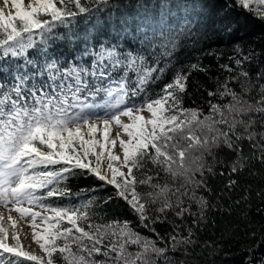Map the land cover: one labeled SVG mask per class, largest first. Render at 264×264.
Segmentation results:
<instances>
[{
    "label": "snow or ice",
    "instance_id": "1",
    "mask_svg": "<svg viewBox=\"0 0 264 264\" xmlns=\"http://www.w3.org/2000/svg\"><path fill=\"white\" fill-rule=\"evenodd\" d=\"M253 3L264 4V0H227L216 9L215 15L222 13L219 31L233 33L236 28L228 20L230 12L238 8L251 15ZM114 6V0H29L26 4L0 0V61H6L0 64L5 76L0 80V207L7 209L10 226H5L0 212V264H45L44 258L22 245L21 222H30L31 240L47 257L46 264H56L57 253L63 264H159L160 260L171 264L169 251H186L187 246L195 245L191 227L186 229L187 235H181V225H176L167 244L158 247L156 240L142 237L127 220L94 224L88 211L94 196L72 207L44 201L71 196L65 185L70 177H91L99 182L97 187H111L112 195L105 204L113 198L124 201L141 225L163 241L150 225L165 220L169 211L180 218L193 217L195 226L206 219L208 202L197 193L206 189L205 176L213 171L205 157L213 156L214 148L224 146L239 155V141L259 137L252 146L260 149L258 158L264 163V133L254 131L256 114L264 121V83L255 100L230 87V81L248 78L242 66L251 56L235 58L238 76L208 92L209 97L226 102L210 100L207 115L200 109L182 107L190 72H177L155 98L145 97L137 103L133 98L159 80L164 69L159 60L149 65L143 55L125 53L119 41L122 37L127 45L129 37L142 36L146 45L154 46L155 31L146 15L125 12L114 18ZM102 12L106 25L116 33L111 46L95 36L85 33L80 37L71 31L74 22ZM256 18L264 22V11L257 12ZM60 28L67 33H58ZM150 30L153 36L147 34ZM61 39L84 44L79 56L65 58V65L60 63L62 54L50 47ZM168 43L175 48L170 40L163 45L166 56L171 55ZM30 51L36 56L29 57ZM85 56L91 58L90 65L83 61ZM221 67L233 71L229 65ZM191 69L205 70L199 64H192ZM118 71L122 74L117 79L113 74ZM132 73L135 80L130 83ZM241 87L247 94L252 86ZM148 163L158 170L157 175L162 171L171 177L173 184H162L142 171ZM242 164V160L234 162L232 172ZM138 185L151 190L141 193ZM9 237L11 245L6 242ZM130 245L136 246L135 252L128 250ZM5 253L23 260L13 261Z\"/></svg>",
    "mask_w": 264,
    "mask_h": 264
},
{
    "label": "trees",
    "instance_id": "2",
    "mask_svg": "<svg viewBox=\"0 0 264 264\" xmlns=\"http://www.w3.org/2000/svg\"><path fill=\"white\" fill-rule=\"evenodd\" d=\"M225 3L227 0H114L115 6L111 9L114 18L125 12L129 16L136 13L140 16L146 15L155 31L154 36L152 30L147 33L153 36L154 46L146 45L142 36L139 39L129 37V42L125 45L121 37L120 48L125 53L143 55L149 65L159 60V67L164 69L159 80L150 82L144 94L133 98L137 103L145 97L155 98L164 85L172 81L177 72H190L187 90L182 95V107L200 109L207 115L210 100L226 102L218 101L217 97H209L208 92L215 91L217 84L225 79L238 76L240 68L235 64V58L242 59L249 55L251 59L245 61L242 66L243 71L248 73V78L240 76L238 80L230 81V87L237 93L245 95L246 99H259V85L264 83V22L256 18V13L264 11V4L253 3L251 6L254 11L251 15L246 11L241 13L238 8L232 10L228 20L236 30L226 35L219 31L222 13L214 14L215 10L223 7ZM205 5L207 7H204ZM105 15L106 13L102 12L80 19L73 23L71 31L80 37L87 33L89 37H97L100 43L111 46L115 42L111 37L116 36V33L106 25ZM57 31L63 35L68 30L60 28ZM169 40L175 44V48L168 43L171 55L166 56L163 54L162 46ZM50 47L62 54L60 63L65 65V58L73 60L74 57L79 56L84 44L81 41L68 43L61 39ZM96 49H99V44L96 45ZM134 49L136 52L133 51ZM28 56L35 57L36 53L30 51ZM83 61L91 64L90 57H83ZM5 62L0 61V64ZM192 64H199L205 70H193ZM222 65H229L233 71L225 70ZM121 74L122 71H118L113 75L118 79ZM158 74L153 73V76ZM4 79V73L0 72V80ZM134 80L135 74L132 73L130 83ZM242 84L244 87L252 86L247 94L243 93ZM256 115L254 131L264 133L262 127L264 121L258 114ZM237 131L242 132L243 129L238 128ZM258 141L259 137L255 141L247 139L239 141V155L236 151L221 146L213 149V156L205 157L213 171L205 176L206 189H200L197 194L208 202L206 219L195 226L192 223L193 217L186 215L180 218L169 211L165 220L150 225L164 238L163 241L157 240L155 233L141 225L124 201L113 198L105 204L104 201L112 195L111 187L101 189L97 187L99 182L91 177H70L65 181V185L71 189L72 195L59 199L49 198L44 203L72 207L79 206L89 197L94 196L93 205L88 209L94 224L127 220L130 227L142 237L156 240L158 247L167 244L176 225H181L178 230L181 235H187L186 229L191 227L195 232V245L187 246L186 251L184 248L175 252L169 251L167 255L171 264H249V262L264 264V163L258 158L261 154L260 149L252 146ZM238 160H242L243 164L238 166V171L232 172V166ZM148 169L151 171L148 172ZM142 171L156 177V181L162 184L165 182L173 184L172 178L166 176L164 172L159 171L157 175L158 170L151 163H148ZM137 175L139 176L140 173ZM232 181L235 183H230ZM179 182V179L175 181L177 184ZM137 190L146 193L151 189L147 185H138ZM185 203H188L187 200ZM191 207L192 211L197 210L195 204ZM84 226L87 228L86 223ZM128 250L135 252L136 246L130 245ZM4 256L13 261L23 260L22 257H10L7 253ZM54 256L56 264H63L58 253ZM95 258L104 259L103 256ZM45 260L47 261V257ZM23 264H33V262L24 261ZM159 264H164L163 260H160Z\"/></svg>",
    "mask_w": 264,
    "mask_h": 264
},
{
    "label": "rangeland",
    "instance_id": "3",
    "mask_svg": "<svg viewBox=\"0 0 264 264\" xmlns=\"http://www.w3.org/2000/svg\"><path fill=\"white\" fill-rule=\"evenodd\" d=\"M126 119V118H125ZM34 210H37L39 211V209H34ZM0 212H3L4 216H5V226L7 227V216L9 215L8 211L6 208L4 207H0ZM11 215L14 217V218H18V214L15 213V212H12ZM28 218H25V220H27ZM39 223V222H38ZM21 227H23V230H24V234H27V237L29 239V245L28 246H25L23 243L22 245L24 246L25 250L29 251L30 253H33V254H37L39 256H41L42 258H44L45 260V257H44V253L39 249V245H37L34 241L31 240V227H30V222L28 223H25V222H21ZM43 226L41 225L40 228H42ZM10 228V227H9ZM40 228L37 229V231L39 232L40 231ZM20 236V235H19ZM21 239V238H20ZM7 243H9L10 245L13 243L11 241V238L9 237V239L6 241ZM22 242V241H21ZM45 264H46V260H45Z\"/></svg>",
    "mask_w": 264,
    "mask_h": 264
},
{
    "label": "bare ground",
    "instance_id": "4",
    "mask_svg": "<svg viewBox=\"0 0 264 264\" xmlns=\"http://www.w3.org/2000/svg\"><path fill=\"white\" fill-rule=\"evenodd\" d=\"M29 0H23V3L26 4L28 3ZM7 227H10L9 225H7ZM19 235H20V238H21V241L22 243L25 245V246H28L29 245V239L27 236H25L24 234V230H23V227H21V225L19 226Z\"/></svg>",
    "mask_w": 264,
    "mask_h": 264
}]
</instances>
